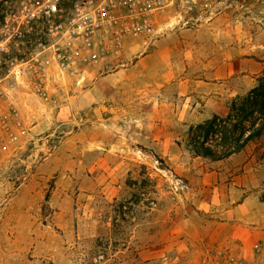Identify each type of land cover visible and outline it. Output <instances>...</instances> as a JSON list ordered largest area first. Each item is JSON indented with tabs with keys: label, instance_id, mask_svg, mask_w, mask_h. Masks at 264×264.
Wrapping results in <instances>:
<instances>
[{
	"label": "rangeland",
	"instance_id": "obj_1",
	"mask_svg": "<svg viewBox=\"0 0 264 264\" xmlns=\"http://www.w3.org/2000/svg\"><path fill=\"white\" fill-rule=\"evenodd\" d=\"M255 7L178 1L120 65L81 85L68 79L47 99L19 94L30 134L0 154V264L249 256L259 239L241 234L264 220V133L218 160L195 155L187 133L241 105L264 77Z\"/></svg>",
	"mask_w": 264,
	"mask_h": 264
},
{
	"label": "built area",
	"instance_id": "obj_2",
	"mask_svg": "<svg viewBox=\"0 0 264 264\" xmlns=\"http://www.w3.org/2000/svg\"><path fill=\"white\" fill-rule=\"evenodd\" d=\"M178 1L0 0V154L30 134L20 93L47 99L68 79L81 85L86 76L120 65L131 43L160 34L159 17ZM241 2L264 18V0ZM212 264H264V239L249 256L227 254Z\"/></svg>",
	"mask_w": 264,
	"mask_h": 264
},
{
	"label": "trees",
	"instance_id": "obj_3",
	"mask_svg": "<svg viewBox=\"0 0 264 264\" xmlns=\"http://www.w3.org/2000/svg\"><path fill=\"white\" fill-rule=\"evenodd\" d=\"M263 133L264 77L241 105L232 104L227 115L214 113L203 122L190 126L187 141L195 155L218 160L241 151Z\"/></svg>",
	"mask_w": 264,
	"mask_h": 264
},
{
	"label": "crops",
	"instance_id": "obj_4",
	"mask_svg": "<svg viewBox=\"0 0 264 264\" xmlns=\"http://www.w3.org/2000/svg\"><path fill=\"white\" fill-rule=\"evenodd\" d=\"M241 204H245L246 206L250 207V203H248L247 197L245 198V200ZM257 219H258V221L262 222V224L260 226H257L253 230L247 229L246 231H244L241 234L242 238L244 239V242L251 243V242L256 241L258 239H264V220L262 219V217H258V218H256V220Z\"/></svg>",
	"mask_w": 264,
	"mask_h": 264
}]
</instances>
